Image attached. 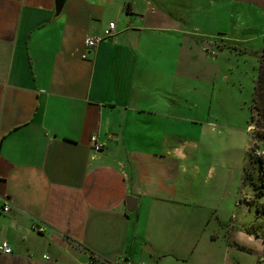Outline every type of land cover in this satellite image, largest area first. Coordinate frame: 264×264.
I'll use <instances>...</instances> for the list:
<instances>
[{"label": "crops", "instance_id": "0c3cea01", "mask_svg": "<svg viewBox=\"0 0 264 264\" xmlns=\"http://www.w3.org/2000/svg\"><path fill=\"white\" fill-rule=\"evenodd\" d=\"M199 2L0 0V264H264V212L204 185Z\"/></svg>", "mask_w": 264, "mask_h": 264}, {"label": "rangeland", "instance_id": "374dc122", "mask_svg": "<svg viewBox=\"0 0 264 264\" xmlns=\"http://www.w3.org/2000/svg\"><path fill=\"white\" fill-rule=\"evenodd\" d=\"M235 1L200 0L193 12L200 55L195 57L196 71L188 81V97L194 100L198 115L215 129L208 126L202 145L207 149L206 166L215 165L204 185L213 196L224 197V208L233 209L246 222L258 213V206L264 212V194L244 181L246 167L264 179V164L261 172L254 161L264 160V140L258 138L257 125L251 121L254 88L264 57V16L255 5L245 9ZM241 12L250 18L248 25L238 26ZM254 198L260 203L251 204L249 211L248 202Z\"/></svg>", "mask_w": 264, "mask_h": 264}, {"label": "trees", "instance_id": "16d2710c", "mask_svg": "<svg viewBox=\"0 0 264 264\" xmlns=\"http://www.w3.org/2000/svg\"><path fill=\"white\" fill-rule=\"evenodd\" d=\"M252 109V123L257 125V134L260 140H264V57L260 62V72L258 73L256 88H254L253 94V104H251ZM255 163L258 161V165L263 167L264 160L261 157H258V160H254ZM252 162V164L254 163ZM254 167H257L255 165ZM262 172V170H261ZM259 176L252 171V169L245 168L244 171V181L250 182L254 188L258 191L259 195L264 194V179L260 180ZM261 181V182H260ZM259 209V207H258Z\"/></svg>", "mask_w": 264, "mask_h": 264}, {"label": "built area", "instance_id": "2783aa9c", "mask_svg": "<svg viewBox=\"0 0 264 264\" xmlns=\"http://www.w3.org/2000/svg\"><path fill=\"white\" fill-rule=\"evenodd\" d=\"M116 32V21H111L108 22L107 27L103 30V33L97 36H87L85 37V46L86 48L92 49L95 48L100 41H102V39L105 37H111L115 34ZM83 57H86V53L83 54ZM90 143L92 145V148L95 150H100L103 147L102 142L98 139V136L96 134L91 135L90 137ZM1 201V199H0ZM12 206L7 203L3 204V211H5L6 213L9 212L11 210ZM34 228H37V230L42 231L43 228L41 226H38L37 224H33ZM0 251L4 252L5 254H12L13 253V247L10 245L9 242H7L6 240H1L0 241ZM92 264H105L104 262H100L98 259H92ZM118 263H122V264H137L134 261H132L129 258H119ZM139 264H144V263H139Z\"/></svg>", "mask_w": 264, "mask_h": 264}, {"label": "clouds", "instance_id": "9594fccd", "mask_svg": "<svg viewBox=\"0 0 264 264\" xmlns=\"http://www.w3.org/2000/svg\"><path fill=\"white\" fill-rule=\"evenodd\" d=\"M237 19L239 20L238 26H245L251 22L250 18H247L244 12H241L239 16L237 17Z\"/></svg>", "mask_w": 264, "mask_h": 264}, {"label": "water", "instance_id": "95a60500", "mask_svg": "<svg viewBox=\"0 0 264 264\" xmlns=\"http://www.w3.org/2000/svg\"><path fill=\"white\" fill-rule=\"evenodd\" d=\"M63 4V0H58V5L57 6H60Z\"/></svg>", "mask_w": 264, "mask_h": 264}]
</instances>
